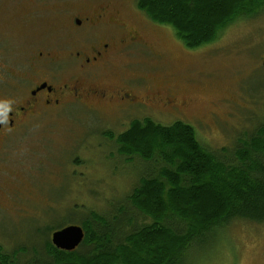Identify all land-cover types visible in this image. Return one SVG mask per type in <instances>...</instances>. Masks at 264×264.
Returning <instances> with one entry per match:
<instances>
[{"label": "rangeland", "instance_id": "rangeland-1", "mask_svg": "<svg viewBox=\"0 0 264 264\" xmlns=\"http://www.w3.org/2000/svg\"><path fill=\"white\" fill-rule=\"evenodd\" d=\"M104 2L120 20L118 35L137 28L143 44L112 62L127 80L118 79L113 69L100 72L99 82H129L144 89L151 82L137 76L149 74L162 95L184 102L183 108L153 105L143 114L136 110L127 115L115 106L98 111L73 103L18 130L7 143L9 155L0 168V246L6 250L21 245L29 254L35 247L41 250L51 238L49 226L81 224L88 217L85 210L109 212L133 192L145 165L137 158L125 162L112 144L106 147L101 141H109L108 131L118 134L131 120L145 116L166 124L182 119L195 125L200 141L220 150L245 142L264 116V9L233 22L213 42L190 48L172 26L145 22L151 19L137 0H34L30 9L26 0H0L1 44L16 55L26 40L52 36L64 7L83 12ZM24 19L33 23L32 33L20 27L27 23ZM134 216L139 225L151 223L141 212ZM224 228L215 254L197 263L264 264V222L232 220ZM29 259L22 254L20 262Z\"/></svg>", "mask_w": 264, "mask_h": 264}, {"label": "trees", "instance_id": "trees-1", "mask_svg": "<svg viewBox=\"0 0 264 264\" xmlns=\"http://www.w3.org/2000/svg\"><path fill=\"white\" fill-rule=\"evenodd\" d=\"M137 6L197 48L233 22L261 13L264 0H137ZM141 118L101 141L125 162L144 163L133 192L109 212L84 209L88 217L79 225L85 238L76 249H59L51 238L31 255L23 245L0 246V264H199L215 254L232 220L264 222V116L245 142L220 150L200 141L195 125L182 119ZM140 212L151 223L139 225L134 214ZM66 223L48 229L77 224ZM22 254L30 259L20 262Z\"/></svg>", "mask_w": 264, "mask_h": 264}, {"label": "flooded vegetation", "instance_id": "flooded-vegetation-1", "mask_svg": "<svg viewBox=\"0 0 264 264\" xmlns=\"http://www.w3.org/2000/svg\"><path fill=\"white\" fill-rule=\"evenodd\" d=\"M33 1L26 0V7L30 9ZM62 11L52 36L49 33L45 40L43 37L26 40L16 55L8 52L0 41V99L15 101L9 123L0 124V168L7 160V143L14 134L50 110L62 111L73 103H82L98 111L103 106H115L116 112L127 115L136 110L143 114L146 106L153 105L183 108L184 102L178 104L170 95L163 96L160 86L147 73V76H137L151 82L152 85L144 89L138 84L129 86V82H99L100 72L108 73L113 69L118 79L127 80L129 77L124 78L127 74L119 75L112 62L130 48L143 44L137 28L118 35L122 25L119 19L115 20L117 16L109 3L83 12L65 7ZM31 12L34 13V9ZM23 21L27 23L20 27L31 30L33 23H28V19ZM144 21L153 27L158 25L149 19ZM25 37L32 38V34H25Z\"/></svg>", "mask_w": 264, "mask_h": 264}, {"label": "water", "instance_id": "water-1", "mask_svg": "<svg viewBox=\"0 0 264 264\" xmlns=\"http://www.w3.org/2000/svg\"><path fill=\"white\" fill-rule=\"evenodd\" d=\"M264 65V57H263ZM85 238V230L79 224H69L55 230L51 235L52 243L59 249L74 250Z\"/></svg>", "mask_w": 264, "mask_h": 264}, {"label": "clouds", "instance_id": "clouds-1", "mask_svg": "<svg viewBox=\"0 0 264 264\" xmlns=\"http://www.w3.org/2000/svg\"><path fill=\"white\" fill-rule=\"evenodd\" d=\"M13 99H0V124L7 125L9 123V113L13 111Z\"/></svg>", "mask_w": 264, "mask_h": 264}]
</instances>
